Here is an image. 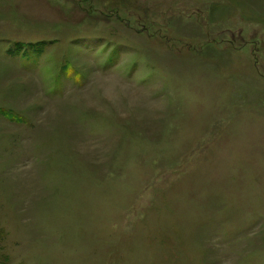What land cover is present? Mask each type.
<instances>
[{"label":"rangeland","instance_id":"374dc122","mask_svg":"<svg viewBox=\"0 0 264 264\" xmlns=\"http://www.w3.org/2000/svg\"><path fill=\"white\" fill-rule=\"evenodd\" d=\"M0 264H264V0H0Z\"/></svg>","mask_w":264,"mask_h":264}]
</instances>
